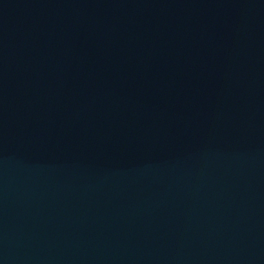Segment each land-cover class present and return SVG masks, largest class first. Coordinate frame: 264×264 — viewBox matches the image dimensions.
Instances as JSON below:
<instances>
[{
  "label": "water",
  "instance_id": "1",
  "mask_svg": "<svg viewBox=\"0 0 264 264\" xmlns=\"http://www.w3.org/2000/svg\"><path fill=\"white\" fill-rule=\"evenodd\" d=\"M0 264H264V0H0Z\"/></svg>",
  "mask_w": 264,
  "mask_h": 264
}]
</instances>
